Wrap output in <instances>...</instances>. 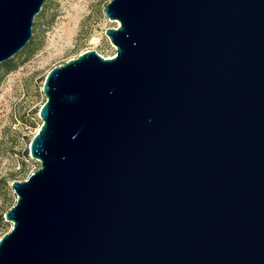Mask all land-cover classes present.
<instances>
[{"label": "water", "instance_id": "water-1", "mask_svg": "<svg viewBox=\"0 0 264 264\" xmlns=\"http://www.w3.org/2000/svg\"><path fill=\"white\" fill-rule=\"evenodd\" d=\"M45 0H0V64ZM112 58L46 75L0 264H264V0H111Z\"/></svg>", "mask_w": 264, "mask_h": 264}, {"label": "rangeland", "instance_id": "rangeland-1", "mask_svg": "<svg viewBox=\"0 0 264 264\" xmlns=\"http://www.w3.org/2000/svg\"><path fill=\"white\" fill-rule=\"evenodd\" d=\"M111 0H45L32 25V51L18 68L0 79V217L15 204L10 188L39 169L28 148L41 125L38 112L47 73L85 51L112 58L116 50L104 35L118 24L104 17ZM16 56V55H15ZM11 224L0 222V237Z\"/></svg>", "mask_w": 264, "mask_h": 264}, {"label": "trees", "instance_id": "trees-1", "mask_svg": "<svg viewBox=\"0 0 264 264\" xmlns=\"http://www.w3.org/2000/svg\"><path fill=\"white\" fill-rule=\"evenodd\" d=\"M33 45V41H29L27 45L16 56L0 64V79L3 75H7L18 68L19 58H21L22 56L25 58L27 55H29L32 51ZM2 221L3 218L0 217V222Z\"/></svg>", "mask_w": 264, "mask_h": 264}, {"label": "bare ground", "instance_id": "bare-ground-1", "mask_svg": "<svg viewBox=\"0 0 264 264\" xmlns=\"http://www.w3.org/2000/svg\"><path fill=\"white\" fill-rule=\"evenodd\" d=\"M39 129V128H38ZM38 129L36 130V132L38 131Z\"/></svg>", "mask_w": 264, "mask_h": 264}]
</instances>
